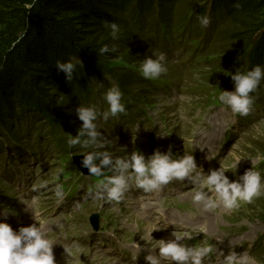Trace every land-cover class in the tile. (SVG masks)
<instances>
[{"label": "rangeland", "instance_id": "rangeland-1", "mask_svg": "<svg viewBox=\"0 0 264 264\" xmlns=\"http://www.w3.org/2000/svg\"><path fill=\"white\" fill-rule=\"evenodd\" d=\"M195 11L189 8L185 13L189 12L187 17L191 19ZM135 35H121L116 40L118 51L109 52L105 63L122 75L135 72L147 83H141L139 88L128 85L126 89L141 100L127 127L98 122V130L113 141L106 150L114 157L138 150L147 158L157 149L167 152L171 147L175 155H193L206 174L223 166L230 181L238 180L252 168L264 177V102L256 100L254 110L241 117L218 100L220 90L232 87L228 91H234L231 74L241 71L242 64L238 66L234 58L227 59L215 47L202 48L192 38L187 43L197 52L183 50L167 56L158 49L151 51L144 40L134 44ZM152 52L163 53L169 69L157 80L145 79L139 71L143 59L155 58ZM57 106L62 110L61 122L65 117H70L68 123L75 122L71 125L76 136L83 122L72 116L71 106L72 109L63 103ZM192 123L201 126L199 139L191 130ZM23 139L26 138L21 139V146L30 148L22 154L17 150L10 155L7 150L3 153L8 168L17 173L15 177L14 173L6 176V163L0 162V213L12 210L7 217L0 215V222L8 223L14 231L22 226L43 225V231L54 243L56 264H113L125 258L123 253L132 256L136 243L141 246L137 260L148 264L144 257L150 253L159 255L157 241L175 239L174 232L183 237L181 243L213 247L204 264H222L223 255L231 252L238 254L237 264H264V243H260L264 238V195L252 203L242 202L235 210H207L194 202V185L187 180H174L158 194L146 193L132 183L122 201L96 199L94 186L101 177L82 174L73 163V154L61 157L49 138L44 141L47 147L32 146ZM77 147L76 156L91 151ZM209 153L214 157L211 161L206 159ZM258 153L260 159H256ZM56 184L65 192L61 203H57L54 194ZM28 193L29 200L25 199ZM93 216L99 217L98 231L92 225ZM170 222H175V226ZM155 228L158 230L153 231ZM131 256L127 257L132 259ZM162 264L175 262L162 259Z\"/></svg>", "mask_w": 264, "mask_h": 264}, {"label": "trees", "instance_id": "trees-1", "mask_svg": "<svg viewBox=\"0 0 264 264\" xmlns=\"http://www.w3.org/2000/svg\"><path fill=\"white\" fill-rule=\"evenodd\" d=\"M237 2L240 9L233 7ZM26 4L32 0H0L2 164L6 162L4 150L10 155L12 150L22 154L30 148L21 146L22 138L32 146H43L49 138L64 153L79 150L67 145L75 122L68 123L70 117L59 120L62 110L57 98L61 93L65 96L60 103L73 108L72 116H77L75 109L80 104L105 109L103 94L116 83L124 94L126 112L106 123L120 128L134 119L141 100L126 89L132 84L142 87L147 81L135 72L122 75L112 69L105 63L110 53L98 55L104 44L117 43L105 29V20L119 24L123 38L135 33L134 44L144 40L151 51L158 49L167 56L185 49L194 53L187 43L192 38L203 47L219 49L227 59L234 58L237 65L242 64L241 72L264 66V0H36L32 7ZM189 8L196 10L191 19L185 13ZM199 14L210 17L207 28L200 26ZM74 56L83 62V68L78 67L69 82L55 65ZM256 100L264 102V81Z\"/></svg>", "mask_w": 264, "mask_h": 264}, {"label": "clouds", "instance_id": "clouds-1", "mask_svg": "<svg viewBox=\"0 0 264 264\" xmlns=\"http://www.w3.org/2000/svg\"><path fill=\"white\" fill-rule=\"evenodd\" d=\"M35 3L36 0H32V4H26L25 7H32ZM233 7L240 9L242 5L237 2ZM197 20L202 28H207L211 22L206 14L197 15ZM104 27L113 41L120 39L122 28L119 24L105 20ZM116 51H118L116 44L112 46L104 44L99 48L98 55ZM152 53L155 58L150 56L143 59L139 71L143 78L157 80L167 74L169 69L163 53ZM55 67L65 73L66 80L71 82L78 67L83 68V62L78 56H74L66 62L58 60ZM231 79L234 82V91L220 90L218 100L234 115L246 117L254 110L261 83L264 81V66L256 65L245 72L238 69L235 74H231ZM64 96L61 93L57 98V105ZM123 96L119 86L114 84L103 94V100L107 104L105 109L101 110L95 104L87 106L80 104L75 109L79 120L83 123L76 136L68 134L67 145L91 149L84 155L81 163L89 170L91 176L102 178L94 186V198L106 199L109 202L122 201L132 183L146 193L158 194L174 180H187L194 185V202L203 205L207 210L220 208L235 210L242 202L252 203L255 198L264 195V177L254 168L246 170L238 180L230 181L223 166L219 169H210L206 174L203 167L197 165L193 155H175L171 147L167 152L157 149L147 158L138 150L124 157H114L106 150L113 141L98 130V121L101 119L108 121L110 118H118L119 114H124L126 107ZM260 158L258 153L256 159ZM206 159L211 161L214 157L209 153ZM239 161L234 165L235 168ZM54 194L57 203H61L65 198V192L60 184L55 185ZM34 200L35 198L33 202ZM22 202L28 206V209L31 208L28 202ZM11 211L4 209L0 215L7 217ZM169 224L175 226V222ZM201 231L206 232L207 229L202 228ZM173 236L175 237L173 240L157 241L159 255L152 253L146 255L144 258L148 264H162V259H170L175 264H204L205 259L213 252L212 246H189L185 242L181 243L183 237L177 232H174ZM53 244L43 231V225L22 226L14 231L8 223L0 222V264H56ZM134 247L136 252H133L132 260L135 262L139 257L137 253L141 251V246L136 243ZM237 261L238 254L231 252L226 256L223 255L222 264H237Z\"/></svg>", "mask_w": 264, "mask_h": 264}, {"label": "water", "instance_id": "water-1", "mask_svg": "<svg viewBox=\"0 0 264 264\" xmlns=\"http://www.w3.org/2000/svg\"><path fill=\"white\" fill-rule=\"evenodd\" d=\"M82 160H83L82 157L75 158V164L78 166V168L81 170V172L83 174H88L89 173V170L87 168H84L82 166V163H81ZM93 222H94L95 228L97 229L98 228V217L97 216H94L93 217Z\"/></svg>", "mask_w": 264, "mask_h": 264}, {"label": "bare ground", "instance_id": "bare-ground-1", "mask_svg": "<svg viewBox=\"0 0 264 264\" xmlns=\"http://www.w3.org/2000/svg\"><path fill=\"white\" fill-rule=\"evenodd\" d=\"M191 127H192L191 128L192 132L197 136V134H199V129L201 128L200 124L199 123H196V124L192 123ZM199 136H201V134ZM197 139H199V137ZM3 140H5V138ZM155 237H157V235H155ZM65 264H72V263H65ZM117 264H118V262H117Z\"/></svg>", "mask_w": 264, "mask_h": 264}]
</instances>
